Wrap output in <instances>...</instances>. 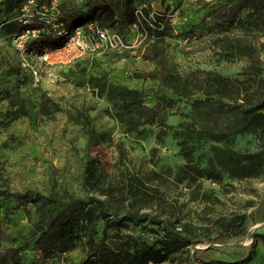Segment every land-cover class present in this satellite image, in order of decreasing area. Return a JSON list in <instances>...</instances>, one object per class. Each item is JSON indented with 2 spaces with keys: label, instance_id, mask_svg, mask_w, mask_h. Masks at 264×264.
I'll list each match as a JSON object with an SVG mask.
<instances>
[{
  "label": "rangeland",
  "instance_id": "1",
  "mask_svg": "<svg viewBox=\"0 0 264 264\" xmlns=\"http://www.w3.org/2000/svg\"><path fill=\"white\" fill-rule=\"evenodd\" d=\"M216 1L219 0H137V8L143 14L137 16L136 22L126 30L112 28L121 35V41L88 53L80 61H74L64 49L50 54L47 60L25 56L26 62L12 46L7 27L0 26V190L103 197L92 186L99 174L108 183L122 178L142 180L149 190L162 197L148 211L169 219L175 231L192 233L197 241L160 263L148 264L236 261L254 246L257 257L250 264H264V240L260 236L264 234V118L257 133L232 136L230 145L241 152L240 162L220 183L205 178L195 183L180 180L185 158L170 128L181 123L198 127L209 123L229 132L235 123L249 120L252 113L242 108L250 109L264 101V4L250 0L244 12V26L241 23L221 30L211 17L200 14L207 4ZM159 17L164 20L156 30L154 22ZM225 42L235 44L236 56L223 49ZM165 64L174 66L181 75L216 72L230 76L231 81L209 96L234 109L221 111L208 101L200 104L196 99L205 100L206 94L194 89L187 97L175 96L169 106L148 100L150 105L162 108L155 124L139 131L128 130L114 115L110 101L99 95L92 79L103 75L116 84L129 79L133 88L147 90L148 97L161 87H168L172 93L173 78L144 75ZM29 66L38 70L39 79ZM25 75L27 85L22 84ZM33 88L39 89L37 101L33 100L37 102L35 107L28 98ZM261 110L264 111V105ZM19 111L22 115L17 117ZM80 112L89 119L78 117ZM90 128L95 131L93 137ZM161 129H165L166 135L158 138ZM211 155L209 147L200 149L195 153V161L205 166ZM86 167L97 172L89 178L88 185ZM17 203L15 199L6 202V207L14 211L12 220L3 222V227L13 239L12 244L24 247L26 261L81 263L88 250L87 238L81 239L70 252L48 254L35 244L34 204L26 202L16 208ZM239 213L249 216L247 230L241 232L238 228L239 234L211 242L226 233L221 223ZM103 226L100 221V237ZM122 233L139 241L153 238L150 232L133 224ZM188 248L191 262L187 259Z\"/></svg>",
  "mask_w": 264,
  "mask_h": 264
},
{
  "label": "trees",
  "instance_id": "2",
  "mask_svg": "<svg viewBox=\"0 0 264 264\" xmlns=\"http://www.w3.org/2000/svg\"><path fill=\"white\" fill-rule=\"evenodd\" d=\"M26 1L0 0V24L5 22L6 17L18 12ZM38 1L45 3L48 0ZM136 1L61 0L56 30H67L72 33L75 28L83 27V31L89 33V24L91 23H95L98 27L113 28L118 26L121 30H126L137 20ZM249 1L219 0L207 4L200 14L203 17H211L216 28L229 30L241 23L244 26V12ZM260 1L264 4V0ZM163 20V17H159L154 22L156 30H159ZM4 25L10 33L21 32L24 29V25L16 22ZM33 26L44 27L39 38H35L29 43V53L39 54L46 46L56 48L66 41L67 35L59 36L52 24L43 26L42 24H33ZM56 35L59 37L57 38ZM222 47L229 55L236 56L233 42H225ZM144 75L173 78L172 93L169 92L168 87H161L156 94L148 97L147 90L133 88L129 79L120 84L109 81L107 76L103 75L92 79L96 82L99 95L110 101L114 115L130 131L143 130L141 128L155 124L158 119L162 108L150 105L148 100H156L159 105L169 106L176 99L175 96L187 97L194 89L206 94L205 100L196 99V102L201 104L208 101L211 107L221 111L225 108L234 109L232 105L209 96L210 92L218 90L223 83L231 81L230 76L216 72H191L181 75L174 66L169 64L144 73ZM27 78L26 75L23 77V85L28 84ZM37 90L39 89L33 88L28 92V98L30 101L32 100V107L37 105L35 102L37 101V98L35 99ZM40 102L42 103L41 98ZM263 105L264 101L250 109L242 108L243 111L252 113L249 120L246 123H235V128L229 132L219 130L209 123L199 127L193 123H181L177 127L170 126L173 129V136L180 146V154L185 158V163L179 173L180 180H188L191 183L204 178L217 183L223 181L225 174L232 172L240 162L241 152L230 145L233 140L232 136L242 132L257 133L264 118V111L261 110ZM21 115L22 113L19 111L17 117ZM78 117L89 119L88 115L83 112H80ZM89 132L93 137L94 129L90 128ZM165 135V129H161L157 133L158 138ZM210 141L213 143H209ZM206 147L211 149L212 155L205 166H200L195 161V153ZM94 174L97 172L86 167L84 171L85 185L90 183L89 178H93ZM95 179L92 186L96 187L103 197L95 195L83 197L74 194L65 197L58 193L29 194L20 191L4 193L0 190V242H9L6 245L0 244V264H35L32 261H26L23 255L24 247L12 244L13 239L3 227V222L12 220L14 209L6 207V202L12 199L18 202L16 208L26 202L34 204L37 215L34 222L37 233L35 244L40 250L52 255L67 253L73 250L81 239L87 238L88 250L80 264L160 263L184 246L196 244L197 241L192 238V233L175 231L169 219L148 211L151 204L155 201L158 202L162 197L158 193L152 192L151 189L149 190L142 180L133 181L130 179L127 181L122 178L119 181L108 183L103 174L97 175ZM28 213L31 216L32 211L28 209ZM100 221L104 222L101 237L99 236ZM249 223V216L246 213L235 214L226 223H221L220 227L225 228L226 233L211 242L220 239L225 241L239 234L238 228L241 232H245ZM130 224L141 226L150 232L153 236L152 240L139 241L135 237L123 234L122 230ZM110 231L113 233L111 234ZM260 236L264 240V234ZM187 251V259L191 262L190 248ZM256 257L257 250L254 246L245 257L239 260L213 259L206 264H250Z\"/></svg>",
  "mask_w": 264,
  "mask_h": 264
},
{
  "label": "built area",
  "instance_id": "3",
  "mask_svg": "<svg viewBox=\"0 0 264 264\" xmlns=\"http://www.w3.org/2000/svg\"><path fill=\"white\" fill-rule=\"evenodd\" d=\"M60 2L61 0H48L45 1V3L38 0H27L18 12L6 17L5 22L0 24V26H3L9 22H16L24 25V29L21 32L10 34L12 46L21 53V55L24 57L35 55V57L47 60V56L50 54L63 52L64 49H66L70 57L75 61L84 58L88 53L102 50L104 47L115 46L121 41V35L117 31L112 28L98 27L95 23L89 24V33H85L83 27L75 28L72 33L67 30L57 31L56 28L58 24H56V22L58 20V14L60 13ZM140 14H143L142 9L137 8L136 15L139 17ZM33 24H42V26L52 24L59 36L62 34L67 35L66 41L56 48L46 46L39 54L29 53V43L35 38H39L44 27L36 28ZM59 36L56 35L57 38ZM52 37L54 38V36ZM25 61L27 62L26 57ZM27 65H29V63H27ZM30 68L35 77L39 79L38 70L34 67Z\"/></svg>",
  "mask_w": 264,
  "mask_h": 264
}]
</instances>
